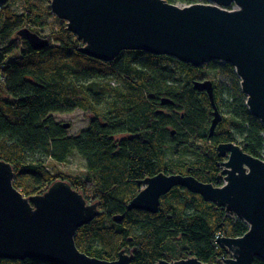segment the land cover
I'll return each instance as SVG.
<instances>
[{"label": "trees", "instance_id": "trees-1", "mask_svg": "<svg viewBox=\"0 0 264 264\" xmlns=\"http://www.w3.org/2000/svg\"><path fill=\"white\" fill-rule=\"evenodd\" d=\"M42 1L49 2L0 5V160L13 166L15 187L29 197L64 180L88 202H98L100 215L75 236L91 257L114 261L125 251L133 255L131 264L193 257L217 264L229 256L218 237L242 236L248 225L202 195L175 187L156 213L129 210L128 204L141 180L162 172L221 186L220 144H238L263 159L264 124L249 112L235 68L218 61L195 67L137 50L113 61L97 59L80 51L82 41ZM28 31L49 45L34 49ZM206 80L221 115L213 135L215 108L208 92L196 88ZM77 109L89 114V122L70 133L71 124L65 127L55 114ZM75 157L83 168H61ZM0 264L51 263L27 258Z\"/></svg>", "mask_w": 264, "mask_h": 264}, {"label": "water", "instance_id": "water-1", "mask_svg": "<svg viewBox=\"0 0 264 264\" xmlns=\"http://www.w3.org/2000/svg\"><path fill=\"white\" fill-rule=\"evenodd\" d=\"M7 2L0 0V5ZM50 7L82 41L80 51L103 61H113L125 50H137L168 55L195 67L212 61L231 64L247 96L249 112L264 124V0H206L189 5L167 0H50ZM26 36L36 50L50 43L31 31ZM196 88L208 92L215 108L213 135L221 121L213 83L197 82ZM218 151L224 158L218 176L221 186L191 175L162 172L139 182L142 189L128 209L156 213L163 196L175 187L187 188L248 225L242 236L218 237L217 243L229 255L219 264L264 261V159L235 143L220 144ZM14 177L13 166L0 160V259L131 264L133 255L125 251L116 260L106 261L78 248L76 233L100 215L98 202H88L64 180L55 181L42 194L26 197L15 187ZM157 264L209 263L193 257Z\"/></svg>", "mask_w": 264, "mask_h": 264}, {"label": "rangeland", "instance_id": "rangeland-1", "mask_svg": "<svg viewBox=\"0 0 264 264\" xmlns=\"http://www.w3.org/2000/svg\"><path fill=\"white\" fill-rule=\"evenodd\" d=\"M41 5L45 8L49 7L50 0L49 2L42 1ZM55 117L58 122L71 124L70 133H74L80 129L85 128L89 122V114H86L82 110H78V109L71 113H57L55 114ZM60 166L65 171L76 172L79 171L80 168H83V163L79 158L75 157L73 158V161L70 164L60 165Z\"/></svg>", "mask_w": 264, "mask_h": 264}, {"label": "flooded vegetation", "instance_id": "flooded-vegetation-1", "mask_svg": "<svg viewBox=\"0 0 264 264\" xmlns=\"http://www.w3.org/2000/svg\"><path fill=\"white\" fill-rule=\"evenodd\" d=\"M160 174V173H159ZM158 175V174H157ZM156 176V175H155ZM153 177V176H152ZM149 178V177H148ZM141 189H142V186H141Z\"/></svg>", "mask_w": 264, "mask_h": 264}, {"label": "built area", "instance_id": "built-area-1", "mask_svg": "<svg viewBox=\"0 0 264 264\" xmlns=\"http://www.w3.org/2000/svg\"><path fill=\"white\" fill-rule=\"evenodd\" d=\"M202 3H206V2H202Z\"/></svg>", "mask_w": 264, "mask_h": 264}]
</instances>
